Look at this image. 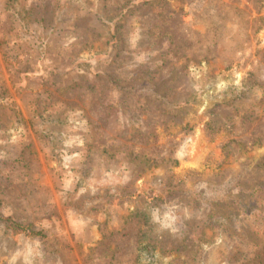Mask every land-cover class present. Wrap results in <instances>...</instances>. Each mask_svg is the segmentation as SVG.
I'll list each match as a JSON object with an SVG mask.
<instances>
[{"label":"rangeland","instance_id":"rangeland-1","mask_svg":"<svg viewBox=\"0 0 264 264\" xmlns=\"http://www.w3.org/2000/svg\"><path fill=\"white\" fill-rule=\"evenodd\" d=\"M263 229L264 0H0V264H264Z\"/></svg>","mask_w":264,"mask_h":264},{"label":"trees","instance_id":"trees-1","mask_svg":"<svg viewBox=\"0 0 264 264\" xmlns=\"http://www.w3.org/2000/svg\"><path fill=\"white\" fill-rule=\"evenodd\" d=\"M188 102H190V99H189V98H188L187 100H185L184 103H188ZM262 232L264 233V229H263ZM148 245H149V244H145V243H143V242L140 243L141 248H146V247H148ZM262 246L264 247V243H263ZM262 246H261V247H262Z\"/></svg>","mask_w":264,"mask_h":264}]
</instances>
